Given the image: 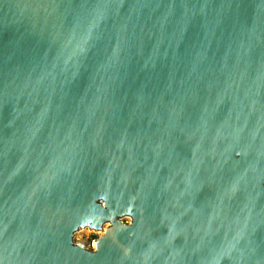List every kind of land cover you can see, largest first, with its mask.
<instances>
[{"label":"water","instance_id":"water-1","mask_svg":"<svg viewBox=\"0 0 264 264\" xmlns=\"http://www.w3.org/2000/svg\"><path fill=\"white\" fill-rule=\"evenodd\" d=\"M0 264H264V0H0Z\"/></svg>","mask_w":264,"mask_h":264},{"label":"rangeland","instance_id":"rangeland-1","mask_svg":"<svg viewBox=\"0 0 264 264\" xmlns=\"http://www.w3.org/2000/svg\"><path fill=\"white\" fill-rule=\"evenodd\" d=\"M122 221L128 222L129 218L124 217L122 218ZM107 225L108 224H105L104 227H106ZM101 234H102L101 231H94L89 228L79 229L78 231L74 233L73 240L75 242L85 241L88 248L91 249L90 246H91L92 241L98 238V236H100Z\"/></svg>","mask_w":264,"mask_h":264},{"label":"built area","instance_id":"built-area-1","mask_svg":"<svg viewBox=\"0 0 264 264\" xmlns=\"http://www.w3.org/2000/svg\"><path fill=\"white\" fill-rule=\"evenodd\" d=\"M93 247V241H92V243H91V246H90V248H92Z\"/></svg>","mask_w":264,"mask_h":264}]
</instances>
